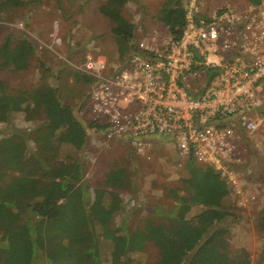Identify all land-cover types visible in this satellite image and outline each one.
Listing matches in <instances>:
<instances>
[{"label": "trees", "instance_id": "trees-1", "mask_svg": "<svg viewBox=\"0 0 264 264\" xmlns=\"http://www.w3.org/2000/svg\"><path fill=\"white\" fill-rule=\"evenodd\" d=\"M14 1L26 4L24 0L1 2L0 22ZM124 5L125 0H108L100 11L114 23L112 33L122 44L126 60L133 51L136 26L122 16ZM187 13L188 0H166L159 21L178 39ZM34 54L35 46L28 38L9 36L0 46L1 65L16 72L26 71ZM83 78L93 88V78ZM16 112H25L29 121L42 115V123L31 132L14 130L7 135L0 131V264H41L42 258L44 264H123L150 243L159 249L154 264L232 262L230 232L223 225L236 217L230 201L234 199L236 205L239 201L221 173L192 158L177 162L188 174L180 189L187 193L180 195L176 190L173 194L181 213L169 215V222H147L134 231L128 226L115 229L113 217L122 209L120 192L134 186L133 166L114 168L90 202L85 179L90 161L85 149L93 129L79 117V109L64 104L55 87L31 85L19 90L0 81V122L9 123ZM64 147H68L66 153ZM106 196L111 199L108 204ZM195 207L203 210L187 218ZM260 221L264 231V215Z\"/></svg>", "mask_w": 264, "mask_h": 264}, {"label": "built area", "instance_id": "built-area-1", "mask_svg": "<svg viewBox=\"0 0 264 264\" xmlns=\"http://www.w3.org/2000/svg\"><path fill=\"white\" fill-rule=\"evenodd\" d=\"M202 3L188 0L181 38L136 36L118 67L87 55L80 69L94 86L79 117L104 150L120 143L150 161L156 143L173 146L182 162L215 169L241 193V146L264 124V0L203 17Z\"/></svg>", "mask_w": 264, "mask_h": 264}, {"label": "rangeland", "instance_id": "rangeland-1", "mask_svg": "<svg viewBox=\"0 0 264 264\" xmlns=\"http://www.w3.org/2000/svg\"><path fill=\"white\" fill-rule=\"evenodd\" d=\"M3 1L6 0H0V3ZM25 1V5L14 1V7L5 12V19L0 22V46L9 36L16 40L28 38L35 46V54L26 71L4 68L0 62V81L19 90L31 85L55 87L64 104L80 111L83 106L90 105L88 97L92 92L93 83L83 78L87 75L80 69L87 55L105 57L110 68L122 65L126 58L122 44L112 33L114 23L100 11L108 0ZM165 3L166 0H125L121 14L136 26L135 37L153 30L166 36L170 35L168 29L159 21ZM250 4L249 0H203L200 13L203 17L226 6L241 11ZM40 123L42 115L29 121L25 112H16L9 123L0 122V131L7 135L14 130L31 132ZM154 146L152 160L147 161L132 153L126 145L117 143L107 151L98 137L93 134L90 138L85 149L86 159L90 161L85 166L90 202L94 201L95 192L104 188L107 175L114 168L133 166L134 186L131 191L120 192L122 209L113 217L112 227L115 229L128 226L126 229L134 231L147 222H169L171 216L181 213L173 194L180 191L182 180L188 174L177 165L182 161L173 146L157 143ZM244 148V164L237 167L241 170L237 176L241 193L236 187L233 193L239 202L236 205L232 199L229 203L236 217L232 216L223 225L230 232L227 240L230 260H233L229 264H264V231L260 221L264 215V124L241 146V152ZM66 151L68 147H64L63 152ZM179 193L184 195L187 190ZM110 201L106 196L105 203ZM202 210L192 208L186 216L191 218ZM158 259L159 249L150 243L131 262L123 264H154ZM40 263L44 264L45 259L42 258Z\"/></svg>", "mask_w": 264, "mask_h": 264}]
</instances>
